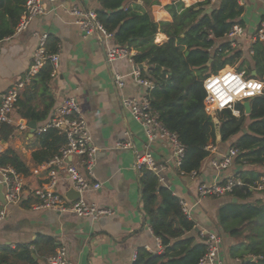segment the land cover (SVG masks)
<instances>
[{"label": "crops", "instance_id": "0c3cea01", "mask_svg": "<svg viewBox=\"0 0 264 264\" xmlns=\"http://www.w3.org/2000/svg\"><path fill=\"white\" fill-rule=\"evenodd\" d=\"M178 1L190 6L201 0H158L151 7L153 19L158 23L172 21L167 6ZM136 3L146 8L144 0ZM132 5L134 0L129 2V6ZM44 6L46 13L36 17L28 29L14 32L13 36L0 42V100L19 83L25 84L13 113L15 124H4L0 130V158L7 151H14L22 168L18 173L24 179L20 202L4 204L0 201V209L7 211L0 220V262L8 259L14 263L13 252L21 248H29L39 264H47L48 257L63 248L70 264H134V254L142 248L162 253L165 247L153 233L143 208L141 175L135 168L136 151H151L157 162L166 163L168 169L162 173L165 179L162 184L180 200L191 204L196 202L198 184L214 181L216 171L208 157L197 179L181 176L171 161L170 149L160 141L149 143L143 125L124 107L125 97L140 95L144 88L130 75L131 66L127 61L108 62L107 47L118 46V43L113 39L105 44L97 35L85 36L75 23V17L63 8L78 6L97 11L100 0H44ZM263 18L264 0H247L241 16L246 33L244 37L236 38V42L248 59L254 55L251 38ZM44 33L48 34V41H52L50 50L47 44V51L60 55L55 77L42 73L43 67L51 63L43 65L35 74L31 73L39 35ZM168 39L160 30L155 42L162 44ZM114 72L125 76L123 88L115 84ZM69 96L79 99L97 147L95 174L102 186L84 193V198L112 209V216L95 220L36 206L39 202L37 191L43 190L50 180V154L58 148L54 137L43 138L37 130L50 122L55 109ZM31 120L37 122L35 133L29 127ZM20 123L26 124L27 128H18ZM130 139L133 148L117 147V143ZM215 143L222 152L229 148L221 142L220 136ZM70 161L85 172L79 157L74 156ZM231 171L262 173L264 176V165L247 164L237 158ZM72 186L68 174L59 171V192L65 195ZM260 196L255 194L256 198H262ZM231 200H234L231 194L204 198L193 212L199 231L217 229L221 232L213 219H216L218 209ZM223 236L224 264H243L239 257L230 256L229 250L236 245V239ZM41 239L51 240L52 245L50 242L35 245Z\"/></svg>", "mask_w": 264, "mask_h": 264}, {"label": "trees", "instance_id": "16d2710c", "mask_svg": "<svg viewBox=\"0 0 264 264\" xmlns=\"http://www.w3.org/2000/svg\"><path fill=\"white\" fill-rule=\"evenodd\" d=\"M137 1L129 6L130 0H100L98 18L114 33L118 45L136 50L134 59L138 64L145 62L149 65L148 71L143 70L142 73L156 82L150 96L152 107L186 147L182 168L187 172L200 171L209 156L206 147L215 143L219 136L223 144L239 150V161L262 166L264 96L251 100L249 115L245 114V107L240 103L241 116L236 117L226 110L217 115L218 122L205 106L207 93L203 82L208 75L227 65L236 66L247 77H253L254 70L258 76L264 74V41L259 40L253 45L254 55L248 59L241 48H233L225 40L236 22L244 25L241 19L244 7L238 0H220L214 6L210 0H201L190 6L178 1L167 6L172 21L158 23L151 15V7L158 0H144L145 9ZM25 4L26 0H0V42L14 35ZM211 7L213 10L209 11ZM160 30L169 38L162 44L155 42ZM47 44L50 50L52 41L49 39ZM216 44L222 49L211 52L209 49ZM157 65L163 70L156 68ZM51 72L50 64L42 69L48 77ZM39 136L54 137L58 143V148L50 154L51 158L66 143V135L55 128H49ZM0 165H11L17 172L22 169L17 154L12 150L2 155ZM140 175L145 215L165 250L158 253L142 248L134 264H198L206 252V245L199 240L195 221L187 217L180 198L159 182L157 175L146 168ZM261 176L262 173H243L244 181L250 185ZM255 194L262 198H256ZM232 195L238 201L231 200L222 205L213 222L221 233L236 239V245L229 250L231 257H239L243 264H264V192L238 187ZM49 242L52 245L51 240L41 239L35 245ZM251 255L259 259L251 260ZM12 258L14 263L8 259L0 263L39 264L29 248L14 251Z\"/></svg>", "mask_w": 264, "mask_h": 264}, {"label": "built area", "instance_id": "2783aa9c", "mask_svg": "<svg viewBox=\"0 0 264 264\" xmlns=\"http://www.w3.org/2000/svg\"><path fill=\"white\" fill-rule=\"evenodd\" d=\"M220 0H210L211 5H216ZM239 4L245 7L247 0H238ZM65 12L75 17L77 23L84 31L85 36L97 35L106 44L114 39V33L109 31L99 20L97 11L94 9H83L78 6L63 7ZM46 13L44 0H26L24 12L15 28V33H20L29 28L32 21ZM245 28L236 22L226 34L225 40L230 42L233 48H238L236 38L245 36ZM39 35V34H37ZM212 36V35H210ZM264 41V20L259 23L251 41ZM48 34L39 35L38 45L34 53V61L31 73L38 72L46 63L52 64V76H56L59 68V53L47 51ZM219 44L212 46L209 50L215 52L221 50ZM237 46V47H236ZM136 53L128 46H108L106 57L109 63L118 60H125L131 66L130 75L144 88L140 95L129 96L123 99L124 107L143 125L145 133L149 138V143L155 141L163 142L171 151V161L178 168L181 176H190L197 179L200 171L190 172L182 168L186 147L180 141L175 132L169 130L160 114L152 107L151 92L156 87L155 80L142 73L139 64L135 61ZM125 76L120 72L113 73L115 84L119 88L125 86ZM24 83H19L16 88L11 89L2 96L0 100V130L4 124H15L13 113L20 97V90ZM206 90L205 106L209 114L217 115L226 110L239 117L241 110L238 105L244 100H252L258 96H264V74L262 76L247 77L244 71H239L234 66L225 67L215 73L208 75L203 82ZM18 128L26 129L24 123L18 124ZM49 128L58 129L60 133L66 135V143L63 144L58 153L49 160L50 180L43 190L37 191L39 208L51 209L59 212H71L81 217H91L99 219L104 216H112L114 211L107 207H101L95 203H90L84 198V193L91 190H98L102 183L96 179V152L97 147L93 143V137L88 127L87 120L83 114L80 101L75 96H69L62 100L55 109L52 119L48 124L37 130L38 134L46 132ZM132 138V136L130 135ZM119 148H133L132 140H124L117 143ZM206 149L209 151V164L216 171L217 178L212 182L201 181L197 187V198L195 203L181 200L182 210L191 220H194V209L201 205L206 197L219 198L233 193L235 188L249 187L254 192H264V176L260 177L254 184L250 185L244 181L243 174L231 171L235 160L240 152L237 148L229 147L222 152L217 143H210ZM77 156L85 166V172L80 167L70 161V158ZM135 168L141 174L144 168L157 175L159 182L164 183L162 174L168 169L166 163H159L151 151L138 153L136 151ZM244 163H246L244 161ZM264 165V164H263ZM59 171L66 172L73 187L81 193V197L68 200L58 190ZM0 183L4 185L5 199L7 204L18 203L24 194V179L11 166L0 165ZM6 208L0 209V220L4 219ZM160 242V238L157 237ZM199 240L206 245V252L200 258L198 264H224L222 248L224 236L217 229H202L199 231ZM161 246H163L160 243ZM164 247V246H163ZM66 249H61L56 255H51L47 259V264H70ZM137 259V252L134 254ZM251 260H258L259 257L251 255ZM5 264V263H0Z\"/></svg>", "mask_w": 264, "mask_h": 264}, {"label": "water", "instance_id": "95a60500", "mask_svg": "<svg viewBox=\"0 0 264 264\" xmlns=\"http://www.w3.org/2000/svg\"><path fill=\"white\" fill-rule=\"evenodd\" d=\"M212 10H213V8L211 7V8L209 9V11H212ZM211 62H212V60L209 62V64H210ZM139 68H140L141 70L148 71V69H149V65H148L147 63L143 62V63H140V64H139ZM156 68H160V69L163 70V67L160 66V65H157ZM252 76H253V77L258 76V73H257L256 70H254V71L252 72ZM242 104H243V106L245 107V114H246V115H249V114L251 113V111H252V102H251V100H244V101L242 102ZM29 127L31 128L32 133H35V131L37 130V122H36L35 120H31V121H29ZM244 131H245V133L248 132L247 126L244 127ZM218 132H219V124H218ZM64 196H65L68 200H74V199H78V198H80V197H81V193H80L78 190H76V189L72 186V188L69 189L68 192H67ZM0 201H1L2 203H4V204L7 203V201H6V199H5V192H4V185H3V184H0ZM234 201L236 202V201H237V198H234ZM195 230H196L197 232H199V228H198V227H196Z\"/></svg>", "mask_w": 264, "mask_h": 264}, {"label": "rangeland", "instance_id": "374dc122", "mask_svg": "<svg viewBox=\"0 0 264 264\" xmlns=\"http://www.w3.org/2000/svg\"><path fill=\"white\" fill-rule=\"evenodd\" d=\"M247 45H249V44H247ZM237 47V46H236ZM234 68H237L236 66H234ZM217 120V119H216ZM218 122V121H217ZM218 124V123H217ZM257 261V260H256Z\"/></svg>", "mask_w": 264, "mask_h": 264}]
</instances>
